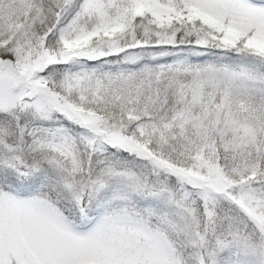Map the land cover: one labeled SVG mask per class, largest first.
<instances>
[{"label": "snow or ice", "instance_id": "snow-or-ice-1", "mask_svg": "<svg viewBox=\"0 0 264 264\" xmlns=\"http://www.w3.org/2000/svg\"><path fill=\"white\" fill-rule=\"evenodd\" d=\"M0 264H264V0H0Z\"/></svg>", "mask_w": 264, "mask_h": 264}]
</instances>
